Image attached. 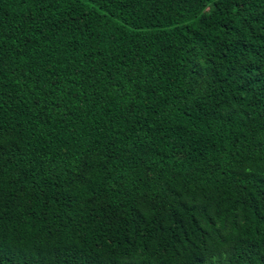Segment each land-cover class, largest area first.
Returning <instances> with one entry per match:
<instances>
[{
	"label": "trees",
	"instance_id": "1",
	"mask_svg": "<svg viewBox=\"0 0 264 264\" xmlns=\"http://www.w3.org/2000/svg\"><path fill=\"white\" fill-rule=\"evenodd\" d=\"M0 264H264V0H0Z\"/></svg>",
	"mask_w": 264,
	"mask_h": 264
}]
</instances>
